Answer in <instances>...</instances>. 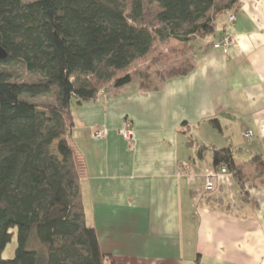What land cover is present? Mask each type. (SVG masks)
Listing matches in <instances>:
<instances>
[{
	"label": "crops",
	"instance_id": "0c3cea01",
	"mask_svg": "<svg viewBox=\"0 0 264 264\" xmlns=\"http://www.w3.org/2000/svg\"><path fill=\"white\" fill-rule=\"evenodd\" d=\"M227 15L211 40L195 38L198 52L189 46L187 74L149 88L110 82L71 106L85 222L108 264H264V179L250 162L264 159V0H240ZM223 34L226 51L213 47ZM223 147L246 156L235 161L242 179L213 167Z\"/></svg>",
	"mask_w": 264,
	"mask_h": 264
},
{
	"label": "trees",
	"instance_id": "16d2710c",
	"mask_svg": "<svg viewBox=\"0 0 264 264\" xmlns=\"http://www.w3.org/2000/svg\"><path fill=\"white\" fill-rule=\"evenodd\" d=\"M152 1L157 28L144 21L142 0H0V47L6 52L0 59V264H108L95 229L85 222L68 142L72 104L94 98L100 84L131 82L130 74L115 78V72L147 55L156 37L192 46L196 37L217 35L218 17L240 5ZM192 67L186 61L161 80ZM250 162L264 179L262 156ZM212 163L242 179L229 148H213ZM14 229V256L2 258ZM31 235L46 247L45 259L27 248Z\"/></svg>",
	"mask_w": 264,
	"mask_h": 264
},
{
	"label": "rangeland",
	"instance_id": "374dc122",
	"mask_svg": "<svg viewBox=\"0 0 264 264\" xmlns=\"http://www.w3.org/2000/svg\"><path fill=\"white\" fill-rule=\"evenodd\" d=\"M23 1H31V0H23ZM129 3L131 0H126ZM143 3V12H144V21L148 22L150 25L154 26V28L159 27V24L155 21V14L158 11V6L152 0H142ZM211 40L212 37L209 36L207 38ZM206 39V40H207ZM197 40V39H195ZM195 46V52H198L199 46H203V41H195L192 43ZM165 47L168 48V51L165 50ZM176 47V49H175ZM195 53H191V49L189 48V44H184L176 41V38H158L156 37L153 46L149 51V54L134 61L130 66L126 69L118 70L115 72V78L123 76L125 74H130L132 80H135L142 84L144 88H149L155 86L159 81H161V76L165 75L168 70L171 68L182 66L186 61L191 62L193 60V56ZM19 74L24 76V72L21 73V70H18ZM106 84H100V87H105ZM113 86L110 83V86ZM111 86V87H112ZM48 97H39V100H46ZM235 161H239L240 163L247 162L246 156H240V159ZM17 245V235L16 229L13 230V235L10 242L7 243L5 248L3 249L1 256L2 258L8 259L14 256L15 247ZM28 249H33L37 251L39 256L46 257V247L43 246L34 235H31L28 244Z\"/></svg>",
	"mask_w": 264,
	"mask_h": 264
},
{
	"label": "built area",
	"instance_id": "2783aa9c",
	"mask_svg": "<svg viewBox=\"0 0 264 264\" xmlns=\"http://www.w3.org/2000/svg\"><path fill=\"white\" fill-rule=\"evenodd\" d=\"M234 18H235L234 13H229L227 15L228 22H232L234 20ZM229 43H230V36L227 34H223L217 40V42L213 43V47H216V48L221 47L224 51H226ZM119 132L125 140H127L128 142L131 141L133 133H132V128H131V125L129 122L125 121L123 127L120 129ZM251 135H252V132L250 130L246 132L247 137H250ZM101 136L102 135L100 132L95 134L96 138H99ZM220 172L221 173H227L228 171L226 170V167L221 166ZM214 176H215V173L206 175V177H205V189L206 190H210L212 188Z\"/></svg>",
	"mask_w": 264,
	"mask_h": 264
},
{
	"label": "water",
	"instance_id": "95a60500",
	"mask_svg": "<svg viewBox=\"0 0 264 264\" xmlns=\"http://www.w3.org/2000/svg\"><path fill=\"white\" fill-rule=\"evenodd\" d=\"M6 57V52L3 48L0 47V59H3Z\"/></svg>",
	"mask_w": 264,
	"mask_h": 264
},
{
	"label": "bare ground",
	"instance_id": "6f19581e",
	"mask_svg": "<svg viewBox=\"0 0 264 264\" xmlns=\"http://www.w3.org/2000/svg\"><path fill=\"white\" fill-rule=\"evenodd\" d=\"M211 190V189H210ZM210 190H206V191H210Z\"/></svg>",
	"mask_w": 264,
	"mask_h": 264
}]
</instances>
